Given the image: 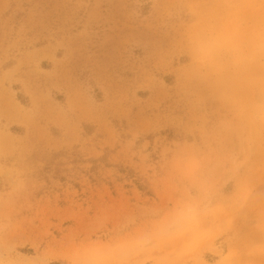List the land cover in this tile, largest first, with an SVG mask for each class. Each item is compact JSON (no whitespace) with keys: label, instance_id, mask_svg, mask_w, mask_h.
<instances>
[{"label":"rangeland","instance_id":"obj_1","mask_svg":"<svg viewBox=\"0 0 264 264\" xmlns=\"http://www.w3.org/2000/svg\"><path fill=\"white\" fill-rule=\"evenodd\" d=\"M264 0H0V264L260 257Z\"/></svg>","mask_w":264,"mask_h":264},{"label":"crops","instance_id":"obj_2","mask_svg":"<svg viewBox=\"0 0 264 264\" xmlns=\"http://www.w3.org/2000/svg\"><path fill=\"white\" fill-rule=\"evenodd\" d=\"M258 250L260 251V257L254 258L252 261L243 262L241 253L237 251H229L220 256L218 264H264V232L259 231Z\"/></svg>","mask_w":264,"mask_h":264}]
</instances>
